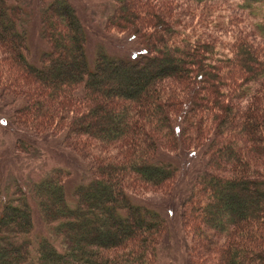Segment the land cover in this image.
I'll return each instance as SVG.
<instances>
[{"label":"trees","instance_id":"obj_1","mask_svg":"<svg viewBox=\"0 0 264 264\" xmlns=\"http://www.w3.org/2000/svg\"><path fill=\"white\" fill-rule=\"evenodd\" d=\"M37 2L45 49L33 65L20 0H0V93L20 100L15 130L60 137L89 180L68 198L69 174L54 169L0 192V264H157L167 222L128 190L174 184L176 168L158 155L188 145L206 156L181 203L188 264H264V44L240 34L216 42L170 5L113 0L104 30L129 31L144 52L125 61L98 49L89 68L73 5ZM30 201L49 230L37 240Z\"/></svg>","mask_w":264,"mask_h":264},{"label":"rangeland","instance_id":"obj_2","mask_svg":"<svg viewBox=\"0 0 264 264\" xmlns=\"http://www.w3.org/2000/svg\"><path fill=\"white\" fill-rule=\"evenodd\" d=\"M67 1L75 8L85 30L87 38L85 54L89 68L92 67L98 49H102L111 59L125 61H133L144 52L145 45L129 31L104 30V23L113 10V0ZM246 1V4L252 5L251 8L245 9L240 0L205 4H193L187 0H154V3H158V6L170 5L173 16L180 17L182 23H189L196 31L215 38L216 42L240 34L253 41L255 45L263 46L264 43L255 37L253 30L257 29L258 24L264 25V0ZM20 2L25 10L28 61L37 65L39 56L45 49V43L40 36L38 2L37 0ZM239 5L244 10L238 9ZM202 15H205L203 21ZM258 34L260 35V32ZM20 104L19 99L11 100L0 93V192L4 195L11 194L14 181L26 190L52 170L63 169L69 174L66 179L69 198L78 184L89 180L88 166L76 153L64 148L58 136H38L15 130L11 125V116ZM21 139L29 146L27 154L17 153L15 150L17 140ZM187 147L192 145L178 147L173 152H160L158 155L161 161L169 162L176 168L177 177L174 184L169 183L157 189L134 186L131 191L128 190L133 201L154 209L167 222L166 236L158 248L157 264H188L187 241L180 218L181 203L200 175L206 156L204 149L190 148L192 150L187 151ZM31 206L33 221L31 239L37 240L39 237L49 235V230L42 222L33 202Z\"/></svg>","mask_w":264,"mask_h":264}]
</instances>
